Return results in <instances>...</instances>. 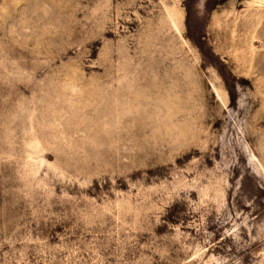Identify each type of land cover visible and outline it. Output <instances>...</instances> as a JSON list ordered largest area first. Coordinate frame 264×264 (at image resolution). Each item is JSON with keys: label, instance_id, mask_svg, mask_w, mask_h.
Masks as SVG:
<instances>
[{"label": "rangeland", "instance_id": "1", "mask_svg": "<svg viewBox=\"0 0 264 264\" xmlns=\"http://www.w3.org/2000/svg\"><path fill=\"white\" fill-rule=\"evenodd\" d=\"M0 264H264V0H0Z\"/></svg>", "mask_w": 264, "mask_h": 264}]
</instances>
